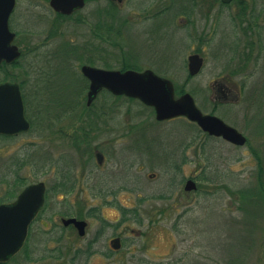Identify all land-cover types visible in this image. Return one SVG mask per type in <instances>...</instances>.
Segmentation results:
<instances>
[{"label": "rangeland", "instance_id": "obj_1", "mask_svg": "<svg viewBox=\"0 0 264 264\" xmlns=\"http://www.w3.org/2000/svg\"><path fill=\"white\" fill-rule=\"evenodd\" d=\"M213 1L194 0L193 16L192 0H86L78 13L61 18L50 0H17L10 28L23 56L17 68L0 66V83L44 80L53 95L41 104L42 95L23 90L33 128L18 138H0V203L13 201L32 183L49 190L46 208L30 229L28 254L9 264H177L183 258L179 264H264V136L258 137L264 133V99L254 100L260 115L252 117L249 144L235 149L184 118L158 122L139 101L101 93L88 106L89 84L81 75L88 64L151 70L172 81L178 96L188 93L205 107L201 86L207 73L190 79L187 69V21L194 17L202 37L204 3ZM6 72L11 78L4 79ZM65 112L72 116L58 122ZM222 114L238 123L236 113ZM78 122L79 129L92 124L98 145L91 144V132L66 131L74 139L63 141L62 128L75 129ZM72 140L75 147H66ZM97 148L107 155L102 166ZM176 167L182 171L172 177ZM191 176L199 187L187 194ZM92 209L97 211L90 214ZM155 210L162 213L157 222ZM67 217L89 223L85 237L63 227ZM106 224L89 257V243ZM175 224L185 232L174 231ZM117 235L124 247L107 256ZM77 250L83 252L76 259Z\"/></svg>", "mask_w": 264, "mask_h": 264}, {"label": "flooded vegetation", "instance_id": "obj_2", "mask_svg": "<svg viewBox=\"0 0 264 264\" xmlns=\"http://www.w3.org/2000/svg\"><path fill=\"white\" fill-rule=\"evenodd\" d=\"M214 1H213V5H211V2L204 3V13H203L204 14V35L202 37H200V33H199L200 29L196 31L194 17H192L190 20L188 19L187 21L188 22L187 26L190 27V33L188 34V45H187L188 49H190V55L188 56L187 69L189 72L190 79L197 78L202 72L207 73V79L206 81H204V83H202L204 85L201 86V88L204 91V95H205L207 102H205L206 105L204 107V106H201L195 99L197 107L205 115L220 118L222 121L225 122L226 125L230 126L231 128L235 129L237 132L245 136L247 138V143L246 145L238 146L224 139L223 137L210 136L208 133H204V134L207 135L208 138H212L213 140H216V139L222 140L223 142L227 143L228 145L232 146L235 149H242L249 144L248 135H249V132L251 131L250 128L253 126L252 117L254 115H260L259 111L256 110L254 106L255 105L254 100L255 98H258V97H260L261 99H264V0H231L229 2H224L222 0H214ZM50 3H51V0H50ZM16 6H17V0H16ZM79 11L80 10L74 11L70 15H61L55 11L54 12L61 18L62 17L70 18L76 13H78ZM191 14L193 16L194 14H196V4L194 0H192L191 2L190 12H188V15H191ZM142 25H144V23ZM14 33L16 34V38H17V33L16 32ZM16 38L14 42L15 44H16ZM22 56H23V53L21 51L20 57L16 61H14L13 65L16 62H19ZM194 56L198 57L197 58L198 61L199 59L202 60V66L199 72L195 75L192 74L190 70L191 58ZM142 71H146V70H142ZM81 75L82 77H84L82 73ZM84 78L87 80L89 84L88 86V93H89L90 81L86 77ZM43 83H46V82H44V80H36V81H31V82L26 81V82L19 83L22 96H23V100H24V104H25L26 118L30 123V129L28 131L14 134V135L0 134V138H7V139L8 138H18L20 136L28 134L29 131L31 132L33 125L27 115V105L25 102V94L23 90L31 89V91L29 92L31 96L33 97L37 95H42L41 104H43L42 102L44 101L45 97L50 100L53 95L52 90L44 89L45 86L43 85ZM101 93H108V94L113 95L109 90L102 89L98 93L94 101L97 100L98 96ZM28 97H30V95H28ZM93 102L91 103V105L93 104ZM87 104H88V95H87ZM147 108H150V107H147ZM223 109L229 112L231 111V112L236 113V115L239 117L238 123H232L229 120H227L222 114ZM48 115L50 116L52 114L48 113ZM154 115H155V111H154ZM70 116H72V113L65 112L63 114H60L57 117V121L58 122L62 120L64 121L65 118L70 117ZM155 119H156V115H155ZM262 120H264V111L262 113ZM109 121L113 122L112 119ZM79 122L75 125V129L73 127H69L68 125H67L69 127L68 129L62 128V132H64V135L62 137L63 141L65 140L66 136H71L72 139H74L73 136L74 135L78 136L79 135L78 133L85 132L86 133L85 135L89 136L88 133L91 132L93 135L91 136V144L96 143V145H98V131L93 128L92 124H85V127L89 126V128L83 129L84 127H80L79 129L78 128ZM80 123L83 125V122H80ZM93 125L97 128L98 121L96 120V122ZM50 126H52L51 123H50ZM46 129L47 128H45V130ZM49 130L50 129H47L46 131H49ZM110 130H111V126L107 128V133H112V131ZM66 131H70L71 133L74 132L75 134L69 135L65 133ZM260 135L258 137H263L264 133H261ZM85 140L87 139L81 140V146H79L80 149L81 147L86 145V144H83L85 143ZM88 142H90L89 138H88ZM261 144L262 143H260V145ZM65 145L66 147H69V148L75 147V143L73 140L70 142H67ZM101 147H104V146L102 145ZM89 152L90 151L88 149V153ZM95 157H96L98 164L102 166L105 163L107 155L105 153L103 154V152L100 151L99 148H97L95 151ZM187 163H193V162L185 161V162H182L181 164L184 165ZM181 171H182V167L174 168L172 171L173 173L172 177L174 174H178ZM205 173L206 171H203L201 174V176L203 177V180H205V177H206ZM189 180H193L197 183V190H198L199 183L197 181V178L191 176L186 179V183ZM33 184L34 183L29 184L28 186H25L21 190L17 198L11 202H15L19 198L21 193L27 187ZM48 192L49 190L46 185L44 209L46 208L47 195L49 194ZM187 194H189V192ZM8 203H10V201ZM2 204H6V203L3 202ZM43 210L40 211L37 218L40 216ZM154 214L157 216V218L152 217V219H154L155 222H157L158 218L160 219V217L162 216V213L160 210L159 211L155 210ZM62 219H61V222H62ZM141 220L143 223L142 216H141ZM109 225L110 224H107L105 225V227L107 226L109 227ZM88 226L89 224L86 227L84 235H81L74 225H68V226L63 225V227L66 229L71 228L72 230L76 231L80 237L86 236ZM105 227L102 226L100 231L105 230L104 229ZM99 232H98V235H99ZM29 235H30V232H29ZM98 235H96L91 240V242H93L98 237ZM63 236L64 235L62 234V239H63ZM29 238L27 239L24 249L27 248L28 246ZM98 241L94 243L93 247L95 246L96 243H98ZM124 242L125 240L121 236H118V235L116 236V238L112 239L110 242L111 250H109V253L107 254V256L115 254L118 251H121L124 247L123 246ZM24 249L22 250V252L24 251ZM80 251L81 252L79 256L83 252L82 250Z\"/></svg>", "mask_w": 264, "mask_h": 264}, {"label": "water", "instance_id": "obj_3", "mask_svg": "<svg viewBox=\"0 0 264 264\" xmlns=\"http://www.w3.org/2000/svg\"><path fill=\"white\" fill-rule=\"evenodd\" d=\"M50 5L55 12L70 15L83 9L86 0H51ZM15 6L16 0H0V64H13L21 55L18 46L14 44L16 34L9 27V19ZM197 58L192 57L190 63V70L194 75L202 66V60L198 61ZM81 72L90 81L88 105H91L102 89H107L114 95L138 99L154 108L159 121L186 117L212 136L223 137L239 146L247 142L246 137L218 117L203 115L190 94L176 98L172 81L158 76L151 70H104L85 65ZM25 112L20 85L13 82L1 83L0 134L14 135L28 131L30 123ZM196 188V183L190 180L185 190L192 191ZM45 195L44 183L33 184L27 187L15 202L0 205L1 264L11 261L26 245L30 226L44 208ZM62 222L65 226L74 225L81 235H84L88 225L86 221L76 218L63 219Z\"/></svg>", "mask_w": 264, "mask_h": 264}, {"label": "trees", "instance_id": "obj_4", "mask_svg": "<svg viewBox=\"0 0 264 264\" xmlns=\"http://www.w3.org/2000/svg\"><path fill=\"white\" fill-rule=\"evenodd\" d=\"M19 62H16L14 65H12L11 67L12 68H17V67H19ZM1 67H7V65H5V64H3V65H0ZM8 67H10V66H8ZM7 78H11V76H10V74L8 75V73L6 72V74H5V77H4V79H7ZM131 100V99H130ZM258 159V162L260 163L259 164V168L260 167H262V160L258 157L257 158ZM259 183L262 185V188H264V178H263V176L260 178V180H259ZM250 193H255V188L254 189H251L250 190ZM261 195H264V189L262 190V194ZM162 197H164V196H162ZM145 200V199H144ZM97 210L96 209H92L91 210V213L90 214H92V212H96ZM123 212L124 213H129V212H127V211H125V210H123ZM132 212H137V210H135V211H132ZM95 217H97V215L95 214ZM154 222H155V220L154 219H152ZM138 222H139V224H142V220H138ZM107 225V224H106ZM105 229V228H104ZM174 231H177L178 233L179 232H185L184 230H180L179 229V227L177 226V224H175V230ZM103 233H104V230L103 231H100L99 232V235H98V237L93 241V242H91L90 244H89V247H88V250L87 251H85V253L87 252V255L90 257L92 254H93V252L91 251V249H92V247H93V245H94V243L95 242H97L99 239H100V237L103 235ZM27 248L24 250V252L26 253V254H28V252H27ZM80 250H77L76 251V259H77V257L79 256V254H80ZM109 256H111V255H109ZM185 259L186 258H183V259H180V260H178L177 262V264H179L180 262H183V261H185ZM15 260V259H14ZM13 260V261H14ZM158 264H161V263H158Z\"/></svg>", "mask_w": 264, "mask_h": 264}]
</instances>
